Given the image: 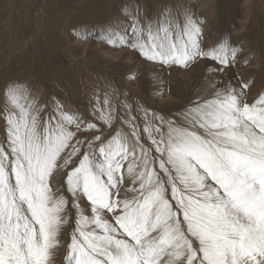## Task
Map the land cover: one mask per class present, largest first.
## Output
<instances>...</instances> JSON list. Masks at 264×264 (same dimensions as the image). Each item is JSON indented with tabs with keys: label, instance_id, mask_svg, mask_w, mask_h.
Wrapping results in <instances>:
<instances>
[{
	"label": "snow or ice",
	"instance_id": "6c2138e0",
	"mask_svg": "<svg viewBox=\"0 0 264 264\" xmlns=\"http://www.w3.org/2000/svg\"><path fill=\"white\" fill-rule=\"evenodd\" d=\"M148 7L74 33L157 65L153 97L0 83V264H264V90L190 7ZM201 63L183 103L155 104L164 69Z\"/></svg>",
	"mask_w": 264,
	"mask_h": 264
},
{
	"label": "rangeland",
	"instance_id": "374dc122",
	"mask_svg": "<svg viewBox=\"0 0 264 264\" xmlns=\"http://www.w3.org/2000/svg\"><path fill=\"white\" fill-rule=\"evenodd\" d=\"M138 2L149 5V12L161 3L190 7L204 21L207 40L225 36L241 48L237 66L229 71L252 82L249 99L264 90V0H0V83L31 80L82 98L90 82L110 81L132 96L153 97L157 65L129 49L81 40L74 33L85 25L125 20L122 7ZM204 71L203 63L188 70L164 69L166 91L155 104L183 103ZM65 256L66 249L59 248L54 264H65Z\"/></svg>",
	"mask_w": 264,
	"mask_h": 264
},
{
	"label": "bare ground",
	"instance_id": "6f19581e",
	"mask_svg": "<svg viewBox=\"0 0 264 264\" xmlns=\"http://www.w3.org/2000/svg\"><path fill=\"white\" fill-rule=\"evenodd\" d=\"M102 14H103V13H102ZM111 15H112V14H111ZM106 16H107V15H106ZM106 16H105V17H106ZM99 17H100V16H99ZM101 17H102V16H101ZM101 17H100V20H101ZM103 17H104V16H103ZM112 18H113V17H112ZM98 19H99V18H98ZM106 20H107V19H106ZM101 21H103V20H101ZM101 21H100V22H101ZM95 22H96V21H95Z\"/></svg>",
	"mask_w": 264,
	"mask_h": 264
}]
</instances>
